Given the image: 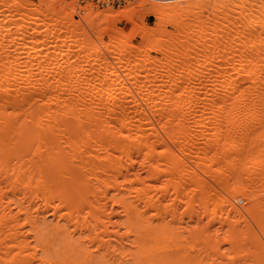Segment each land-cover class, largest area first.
I'll use <instances>...</instances> for the list:
<instances>
[{"label":"bare ground","instance_id":"1","mask_svg":"<svg viewBox=\"0 0 264 264\" xmlns=\"http://www.w3.org/2000/svg\"><path fill=\"white\" fill-rule=\"evenodd\" d=\"M80 2L0 0V264H264V0Z\"/></svg>","mask_w":264,"mask_h":264},{"label":"rangeland","instance_id":"2","mask_svg":"<svg viewBox=\"0 0 264 264\" xmlns=\"http://www.w3.org/2000/svg\"><path fill=\"white\" fill-rule=\"evenodd\" d=\"M31 1H36V0H31ZM129 1H131V0H124L123 2H121L120 4H113V3H106V4H99V3H97V2H95V1H92V0H81V2H80V4H81V6H84L85 5V3H87V2H92V3H95V4H97V6H98V8L99 9H103V8H105L107 5H109V6H111V7H113V8H119L121 5H125V4H127ZM182 4H184V3H182ZM144 21L147 23V24H153L155 21H156V18L154 17V16H152V15H150V14H146L145 16H144ZM117 26L118 27H126L127 26V24H126V22L125 21H121V20H119V21H117ZM168 29L169 30H172V27L171 26H168ZM136 42V41H135ZM155 52H152V54H154ZM156 54V53H155Z\"/></svg>","mask_w":264,"mask_h":264},{"label":"built area","instance_id":"3","mask_svg":"<svg viewBox=\"0 0 264 264\" xmlns=\"http://www.w3.org/2000/svg\"><path fill=\"white\" fill-rule=\"evenodd\" d=\"M99 4H106V3H113V4H120L124 0H92Z\"/></svg>","mask_w":264,"mask_h":264}]
</instances>
